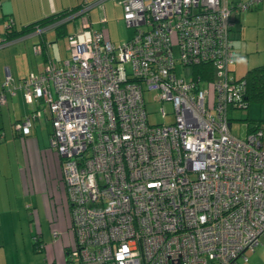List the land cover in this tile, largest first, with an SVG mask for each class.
<instances>
[{
    "label": "built area",
    "instance_id": "obj_1",
    "mask_svg": "<svg viewBox=\"0 0 264 264\" xmlns=\"http://www.w3.org/2000/svg\"><path fill=\"white\" fill-rule=\"evenodd\" d=\"M118 2L132 29L126 41L105 39L83 5L64 19L80 16L67 35L69 58L0 85L1 101L4 91L19 90L48 111V144L61 158L70 210V256L79 264L246 261L264 235V149L260 128L230 132L227 109L244 105V87L230 76L227 32L232 13L264 10V0ZM199 62L212 66L209 87L175 72ZM144 88L170 102L171 122L147 120ZM30 123L26 115L15 127L27 134Z\"/></svg>",
    "mask_w": 264,
    "mask_h": 264
},
{
    "label": "crops",
    "instance_id": "obj_2",
    "mask_svg": "<svg viewBox=\"0 0 264 264\" xmlns=\"http://www.w3.org/2000/svg\"><path fill=\"white\" fill-rule=\"evenodd\" d=\"M118 1L115 0V4L121 12ZM224 1L231 3L244 0ZM82 2L89 5V23L100 28L103 37L113 45L131 36L132 29L128 27L130 31L124 29L121 36H112L104 25L111 16H107L103 4L98 0H0V85L5 76H10L16 83L30 72L41 71L48 61H62L53 56V42L58 37L52 26L5 40L3 31L7 19H11L14 28L19 29ZM231 19L232 25L227 34L233 56L230 76L235 78L234 73L240 66L246 64L245 72L253 66L264 64V10L256 7L232 13ZM120 25L123 29V24ZM65 28L66 33L78 30L80 20L73 30ZM61 38H64L65 50L69 53L66 35ZM34 46L39 51L34 52ZM4 97L3 101L0 100V228L2 220L12 221L7 230L1 228L0 231V264H79L76 255L70 256L74 249V237L69 229L68 202L64 188L60 191L61 160L48 144L51 130L48 111L34 97L30 101L25 100L19 90L12 94L4 91ZM26 115L31 116V123L29 132L23 134L15 127V123ZM52 230L56 231L55 235ZM14 234L21 235V238L26 236L24 246H4L14 242ZM33 236H37V239L34 240ZM28 241L31 246H27ZM247 252V260H239L240 264H264V246L258 244Z\"/></svg>",
    "mask_w": 264,
    "mask_h": 264
},
{
    "label": "rangeland",
    "instance_id": "obj_3",
    "mask_svg": "<svg viewBox=\"0 0 264 264\" xmlns=\"http://www.w3.org/2000/svg\"><path fill=\"white\" fill-rule=\"evenodd\" d=\"M102 4H103V7L105 8V12H106L107 16L108 17L111 16L110 19L108 20V22H106L104 24L106 29L112 34L113 37L114 36L117 37L119 35L121 36L124 33V29H127V27H125L124 22H122L120 20L121 12H120L118 5L115 4V0H103ZM96 11H97V9H96ZM91 13L93 14V11H91ZM97 13H98V11H97ZM96 17H97V15H96ZM78 20L79 19L69 21L66 24V27L69 30H73L74 25L77 24ZM120 23H122L125 28L123 27V29H122ZM128 31H130V29ZM53 43L55 44V46L52 47V49L54 51L53 56L55 58H58L59 60L69 58V53L65 50L64 38H58ZM120 43H122V41ZM117 44H119V43H117ZM117 44L115 43V45H117ZM245 66H246V64L243 67H241V66L238 67V69L234 73L235 78H239L243 74V72L245 70L244 68H246ZM190 68L191 67H185L182 69L179 65H176L175 72L178 76H183L185 79H189V77L191 75L190 74V72H191ZM153 94H154V91H146L144 88L143 99H144V107L146 110L147 120L150 123H155V124L156 123L171 122L173 116L171 113L170 102L155 100L152 97ZM161 107L165 110L166 114L161 115V113H160ZM227 115L231 117L230 126H229L230 132H231V134L238 136V137H242L245 134L246 120L247 119L252 120V123H254V120L260 119L259 125L263 131V137H262L261 141H262V148L264 149V103H257V102L251 101L248 103L246 108H240V107L230 108L229 107L228 111H227ZM59 184H60V191L61 190L63 191L64 187H63L62 178L59 180ZM63 192L65 194V191H63ZM9 193L11 194V190L9 191ZM58 201L59 200H57V202ZM67 211H68L69 220L71 223L69 206H68ZM11 221L12 220H10V219L2 220L1 221V228H4L7 230V228L9 227V223ZM1 228H0V231H1ZM69 229H70V224H69ZM52 231H55V230H52ZM262 236H264V235H262ZM262 236L260 237V243H259L260 246H264V237H262ZM6 237L8 239L12 238L11 236H6ZM13 238H14V242L8 243V244L6 243V244H4V246H24L23 241H25L26 236H24V238H21V235L14 234ZM29 240H30V236H29ZM27 246H31L29 241H28ZM247 254H248V252H247Z\"/></svg>",
    "mask_w": 264,
    "mask_h": 264
},
{
    "label": "trees",
    "instance_id": "obj_4",
    "mask_svg": "<svg viewBox=\"0 0 264 264\" xmlns=\"http://www.w3.org/2000/svg\"><path fill=\"white\" fill-rule=\"evenodd\" d=\"M244 1H247V0H244ZM102 2H103V0L100 1L99 3L102 4ZM86 4H87L86 2H82L79 5L74 6L70 9H64V10H61L59 12L49 14V15L44 16L42 18H39V19H37L31 23H28L24 26H21V27H19V29H15L14 25L12 23V20L7 19V20H11V23L8 27L4 28L3 34L5 36V40L23 36V35L30 33L34 30H40L41 28H44L46 26H52L54 31H55V34L57 35L58 38L64 37L66 35V44H67V35L71 34L72 32L66 33V28H65L66 24L69 21H73L75 19H80V16H76V17L72 18L71 20H64V19L67 18L68 16L76 13L83 5H86ZM251 9H253V8H251ZM251 9H249V10H251ZM87 17H88V11H87ZM88 22H89V19H88ZM229 46H230V42H229ZM56 64H58V63H56ZM185 67H191L190 68V71H191L190 74L191 75L189 78L191 80H195V79L200 80L201 84H204V87H209L211 85V82L214 80L213 69L209 63L199 62V63L192 64V65L185 66ZM185 67H183V68H185ZM229 70H230V67H229ZM234 80L243 82L244 89L242 91V94H243L244 105L240 108H246L248 103L251 101H254L257 103H264V64L258 65V66H253V67L247 69L239 79L234 78ZM230 119L231 118L229 117V121H230ZM258 120H254V123H252V120L247 119L246 120V124H247L246 125V132L254 130L255 128H260L258 126ZM241 262H245V261H241Z\"/></svg>",
    "mask_w": 264,
    "mask_h": 264
}]
</instances>
